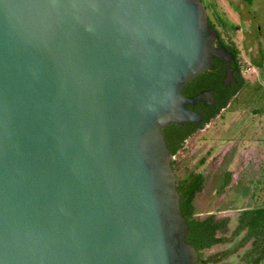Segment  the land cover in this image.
I'll use <instances>...</instances> for the list:
<instances>
[{
	"label": "water",
	"instance_id": "95a60500",
	"mask_svg": "<svg viewBox=\"0 0 264 264\" xmlns=\"http://www.w3.org/2000/svg\"><path fill=\"white\" fill-rule=\"evenodd\" d=\"M218 37L202 0H0V264L198 261L163 130L235 80Z\"/></svg>",
	"mask_w": 264,
	"mask_h": 264
},
{
	"label": "rangeland",
	"instance_id": "374dc122",
	"mask_svg": "<svg viewBox=\"0 0 264 264\" xmlns=\"http://www.w3.org/2000/svg\"><path fill=\"white\" fill-rule=\"evenodd\" d=\"M205 1L221 14L229 38L240 49L241 73L247 83L221 115L186 140L173 160L179 176L192 170L204 174L203 190L195 199L197 214L229 217L233 229L242 209L264 206V181L256 185L264 164V111H257L264 108V0ZM227 172L232 173L231 181L221 190ZM229 247L224 244L205 253ZM240 253L222 264H238Z\"/></svg>",
	"mask_w": 264,
	"mask_h": 264
},
{
	"label": "trees",
	"instance_id": "16d2710c",
	"mask_svg": "<svg viewBox=\"0 0 264 264\" xmlns=\"http://www.w3.org/2000/svg\"><path fill=\"white\" fill-rule=\"evenodd\" d=\"M206 6L210 10L209 24L219 33L216 47H225L234 56L231 66H235L238 69L237 82L231 84V86L223 84L226 64L222 59L216 58L214 69L204 71L184 87L183 92L188 97H194L202 92L213 90L215 104H206L204 100H201L198 104L190 106L191 109L201 114L202 121L200 123L191 122L182 125L172 123L164 128L163 132L173 156L183 149L188 138L208 125L211 120L221 115V111L229 105L247 83L241 73L239 62L241 51L229 38L231 35L227 31L225 20L216 8H212L207 2ZM211 13L214 14L218 25L213 20ZM233 27L236 28V26ZM258 68H263V62L258 64ZM257 111L262 112L264 108ZM172 166L177 173L176 160H173ZM231 175V172L225 174L221 190L230 183ZM177 176L181 208L189 225L188 240L199 252L198 261L195 264H222L232 255L240 252V262L238 264H264V206L242 209L238 213L235 227L231 229L229 217H220L214 213L206 216L197 214L195 199L198 193L203 190L205 181L202 172L192 170L185 176ZM263 181L264 164L256 185L262 184ZM224 244H230V247L208 255L205 253L206 250L214 246Z\"/></svg>",
	"mask_w": 264,
	"mask_h": 264
},
{
	"label": "flooded vegetation",
	"instance_id": "af4514ba",
	"mask_svg": "<svg viewBox=\"0 0 264 264\" xmlns=\"http://www.w3.org/2000/svg\"><path fill=\"white\" fill-rule=\"evenodd\" d=\"M204 3H205V5H206V2L204 1ZM206 8H207V6H206ZM208 9V8H207ZM208 12H209V15H210V10L208 9ZM234 60V59H233ZM232 60V61H233ZM231 61V62H232ZM232 67V69H233V77L235 78V80L234 81H231L230 82V84L229 85H226L225 83H224V80H225V77H226V74H225V77H224V79H223V84L225 85V86H231V84H234V83H236L237 82V77H236V75L238 74V72H237V68L235 67V66H231ZM208 91H210V90H208ZM213 91V90H212ZM213 93H214V91H213ZM214 100H215V96H214ZM207 104V103H206Z\"/></svg>",
	"mask_w": 264,
	"mask_h": 264
}]
</instances>
